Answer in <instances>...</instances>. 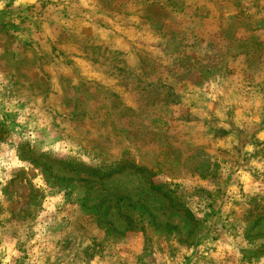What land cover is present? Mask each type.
<instances>
[{"label": "rangeland", "instance_id": "rangeland-1", "mask_svg": "<svg viewBox=\"0 0 264 264\" xmlns=\"http://www.w3.org/2000/svg\"><path fill=\"white\" fill-rule=\"evenodd\" d=\"M0 264H264V0H0Z\"/></svg>", "mask_w": 264, "mask_h": 264}, {"label": "trees", "instance_id": "trees-1", "mask_svg": "<svg viewBox=\"0 0 264 264\" xmlns=\"http://www.w3.org/2000/svg\"><path fill=\"white\" fill-rule=\"evenodd\" d=\"M116 172H113L110 168H105L104 170L100 168V170H96V173H93V177L94 178H98V179H104V178H108V177H111L112 175H114ZM157 189L161 188L160 186H155ZM162 189V188H161ZM101 206V204H100ZM96 215H98V218L102 216V213L101 212L99 214V212H95ZM108 222V221H107ZM109 223V222H108Z\"/></svg>", "mask_w": 264, "mask_h": 264}]
</instances>
